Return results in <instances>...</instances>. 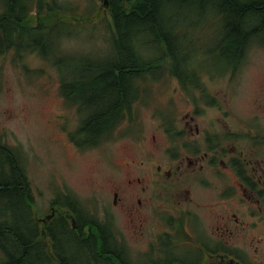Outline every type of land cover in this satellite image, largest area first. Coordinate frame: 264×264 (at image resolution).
<instances>
[{"label":"rangeland","instance_id":"rangeland-1","mask_svg":"<svg viewBox=\"0 0 264 264\" xmlns=\"http://www.w3.org/2000/svg\"><path fill=\"white\" fill-rule=\"evenodd\" d=\"M51 1L53 5L59 3L67 8L76 6L73 12L78 13L77 20L81 22L72 27L74 33L58 37L61 49L66 51V59L70 60V54L77 56L71 58L77 59L82 53L107 50L109 45L105 40L109 37L106 34H111V30L102 0ZM55 5L53 8L57 9ZM96 12L98 16L93 20L83 17L86 13ZM40 14L35 13L36 16ZM24 18L25 22L19 25L32 27V23L28 26L26 16ZM19 19L20 22L22 17ZM5 21L4 17V28ZM98 21L101 25L92 28ZM13 24L6 28L11 37L18 28ZM213 31V28L204 31L209 45ZM148 52L155 54L147 45L145 53ZM163 63L170 64V59L165 58ZM81 65L84 66L83 60ZM134 65L140 66L137 61ZM77 67L70 61L55 66L38 51L24 47L11 48L1 54L0 140L20 151L35 201L37 221L49 214L55 196L69 190L75 196L65 200L68 210L74 211L82 205L96 219L110 225L119 241L128 248L132 264H155L159 261V253L154 248L155 236L171 218V213L166 210L154 212L150 206L145 211L147 220L143 219L141 224L142 215L136 199L139 197L127 195L123 182L129 180L128 185L140 189L137 177H141L142 167L139 163L147 158L154 164L168 165L162 160H168L175 141L183 146L187 144L185 147L191 151L203 153L209 151L210 141L218 140L223 143L227 158L239 156L248 162V168L261 166L256 161L264 163V46L252 44L247 48L243 64L233 76L204 75L199 81L201 89L194 86L193 93L185 92L175 77L143 84V90L147 92L143 100L138 97L131 105L110 139L91 148H84V143L81 148L77 143L81 141V120L85 119L78 113L79 104L70 101L60 90L61 85L68 84L70 72ZM162 118L172 121L171 124H165ZM184 126L189 133L200 132V135L188 138L182 131ZM230 130L241 135L232 138ZM152 136L160 145V151L155 155L148 153L153 145ZM188 187L191 200L180 197V205L188 204L205 220L211 215L209 203L220 213H224L225 207L226 213L235 212L239 220L249 219L252 208L247 200L243 204L229 200L228 204L224 199H218V191L206 195L194 182ZM114 192H117V204L113 201ZM157 200L155 197L152 205ZM57 209L51 220L63 211ZM83 215L90 217L82 209L74 212L75 218L84 219ZM49 224V221L40 222V231L45 230L41 235L44 240ZM248 225L252 227L247 231L250 240L240 236L235 242L250 247V254H246L248 264H264V220ZM82 227L97 235L88 221L83 220ZM179 251L180 248L177 254ZM171 255L170 251L168 256ZM180 261L179 257L178 264Z\"/></svg>","mask_w":264,"mask_h":264},{"label":"trees","instance_id":"trees-1","mask_svg":"<svg viewBox=\"0 0 264 264\" xmlns=\"http://www.w3.org/2000/svg\"><path fill=\"white\" fill-rule=\"evenodd\" d=\"M48 4L45 9L40 6L41 14L35 15L32 27H21L15 11L0 15V55L24 47L38 51L55 66L64 61L78 65L60 90L79 104L85 118L81 133L87 145L116 128L147 79L170 73L190 91L198 86L201 70L219 67L236 72L247 48L264 46V0H110L107 50L82 53L77 59L70 54L68 60L57 40L74 33L78 13L59 3L57 9L53 2ZM10 22L18 25L12 37L6 31L13 24ZM208 28L214 30L211 45L204 34ZM147 45L154 55L145 53ZM215 54L218 56L213 58ZM167 57L170 64L164 66ZM20 155L17 148L0 140V264H132L111 226L94 218L86 221L97 235L85 231L79 218L76 230L60 216L46 227L47 236L42 239ZM167 258L161 264L174 263L172 256L167 254Z\"/></svg>","mask_w":264,"mask_h":264},{"label":"flooded vegetation","instance_id":"flooded-vegetation-1","mask_svg":"<svg viewBox=\"0 0 264 264\" xmlns=\"http://www.w3.org/2000/svg\"><path fill=\"white\" fill-rule=\"evenodd\" d=\"M45 1L0 0V15L15 11L19 13L18 17H22L18 23L23 24L26 16L29 26L37 10H40L41 3L45 9ZM107 7L110 8V0H107ZM182 131L188 138L200 135V132L189 133L186 126ZM152 139L153 145L148 153L155 155L159 153L160 145L154 136ZM224 150L221 141H216L210 145L208 152L203 153L190 151L177 141L168 160H162L168 165L154 164L147 158L139 163L142 167L141 177H137L141 183L140 189L128 185L129 180H124L127 195L139 197L136 199L140 205L138 209L141 210V224L143 219L147 220L145 211L150 206L154 212L166 210L171 213V218L155 236L154 248L158 251L160 260L163 250H166L171 251L174 256L172 264H178L179 257L182 261L180 264H248L246 254H250V247L246 243L239 245L235 240L240 236L250 240L247 231L252 227L248 223L257 224L264 220V163L257 160L256 163L261 166L248 168V162L241 160L239 156L227 158ZM145 152L147 154L146 150ZM191 182L197 184L206 195H213L214 191H218V199H224L228 204L229 200L239 204L247 200L252 208L249 219L239 220L235 212L226 213L225 207L224 213H220L218 208L209 203L207 205L211 215L205 220L202 215L191 210L188 204L181 206L180 197L184 196L186 201L191 200L188 187ZM185 186L187 188L184 189ZM142 194L143 198L140 197ZM113 195L114 204H117V192ZM155 197L158 198L157 203L152 205ZM52 214L54 213L47 217L52 218ZM161 219L163 220V216Z\"/></svg>","mask_w":264,"mask_h":264}]
</instances>
